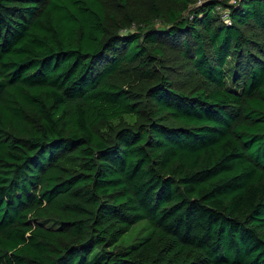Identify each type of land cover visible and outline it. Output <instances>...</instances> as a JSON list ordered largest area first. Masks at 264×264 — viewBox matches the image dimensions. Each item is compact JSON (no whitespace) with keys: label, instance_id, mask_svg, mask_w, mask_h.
<instances>
[{"label":"trees","instance_id":"obj_1","mask_svg":"<svg viewBox=\"0 0 264 264\" xmlns=\"http://www.w3.org/2000/svg\"><path fill=\"white\" fill-rule=\"evenodd\" d=\"M0 264H264V0H0Z\"/></svg>","mask_w":264,"mask_h":264},{"label":"rangeland","instance_id":"obj_2","mask_svg":"<svg viewBox=\"0 0 264 264\" xmlns=\"http://www.w3.org/2000/svg\"><path fill=\"white\" fill-rule=\"evenodd\" d=\"M171 61L174 62L173 64L176 68L175 70L172 71V78L177 82H179L182 86H190L192 81L190 75V71H191L190 63L187 60H184L177 50L171 51ZM143 223L145 222L143 221L139 223L138 224L139 226L137 225L133 233L132 230L129 234L125 235L119 241L118 246L119 247L129 246L135 241V239L138 238V236L139 237L144 236L146 231L144 230L145 226L143 225Z\"/></svg>","mask_w":264,"mask_h":264},{"label":"built area","instance_id":"obj_3","mask_svg":"<svg viewBox=\"0 0 264 264\" xmlns=\"http://www.w3.org/2000/svg\"><path fill=\"white\" fill-rule=\"evenodd\" d=\"M218 9H219L220 11H222V8H221V7H218ZM222 12L224 13L223 15L226 16L227 13H225V11H222Z\"/></svg>","mask_w":264,"mask_h":264}]
</instances>
